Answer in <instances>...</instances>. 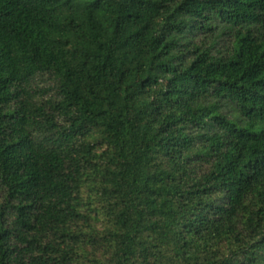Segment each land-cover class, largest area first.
<instances>
[{
	"label": "trees",
	"instance_id": "trees-1",
	"mask_svg": "<svg viewBox=\"0 0 264 264\" xmlns=\"http://www.w3.org/2000/svg\"><path fill=\"white\" fill-rule=\"evenodd\" d=\"M0 264H264V0H0Z\"/></svg>",
	"mask_w": 264,
	"mask_h": 264
}]
</instances>
